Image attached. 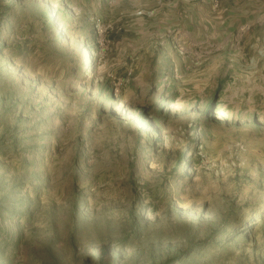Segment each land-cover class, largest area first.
<instances>
[{
  "label": "rangeland",
  "instance_id": "374dc122",
  "mask_svg": "<svg viewBox=\"0 0 264 264\" xmlns=\"http://www.w3.org/2000/svg\"><path fill=\"white\" fill-rule=\"evenodd\" d=\"M0 264H264V0H0Z\"/></svg>",
  "mask_w": 264,
  "mask_h": 264
},
{
  "label": "trees",
  "instance_id": "16d2710c",
  "mask_svg": "<svg viewBox=\"0 0 264 264\" xmlns=\"http://www.w3.org/2000/svg\"><path fill=\"white\" fill-rule=\"evenodd\" d=\"M86 45H87V44H86ZM88 49H89V50H91V48H90V47H89Z\"/></svg>",
  "mask_w": 264,
  "mask_h": 264
}]
</instances>
